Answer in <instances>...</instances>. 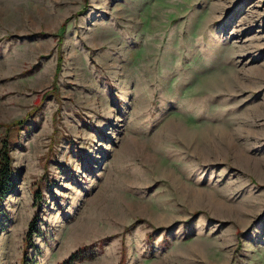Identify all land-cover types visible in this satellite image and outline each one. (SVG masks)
I'll use <instances>...</instances> for the list:
<instances>
[{
	"label": "rangeland",
	"instance_id": "obj_1",
	"mask_svg": "<svg viewBox=\"0 0 264 264\" xmlns=\"http://www.w3.org/2000/svg\"><path fill=\"white\" fill-rule=\"evenodd\" d=\"M4 154L0 264H264V0H0Z\"/></svg>",
	"mask_w": 264,
	"mask_h": 264
},
{
	"label": "trees",
	"instance_id": "obj_2",
	"mask_svg": "<svg viewBox=\"0 0 264 264\" xmlns=\"http://www.w3.org/2000/svg\"><path fill=\"white\" fill-rule=\"evenodd\" d=\"M0 200L5 197V195L10 192L13 188V181H12V173L10 168V160L7 156V154H4V156L1 159L0 162ZM40 199V197H37ZM35 223H32L30 225V234L34 233L35 231L32 229L34 228ZM75 261L74 257H70L69 261H66L65 264H72V262Z\"/></svg>",
	"mask_w": 264,
	"mask_h": 264
}]
</instances>
